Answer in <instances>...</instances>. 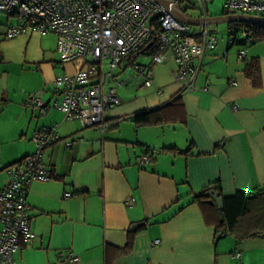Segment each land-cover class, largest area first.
<instances>
[{
    "label": "crops",
    "instance_id": "obj_1",
    "mask_svg": "<svg viewBox=\"0 0 264 264\" xmlns=\"http://www.w3.org/2000/svg\"><path fill=\"white\" fill-rule=\"evenodd\" d=\"M8 22L0 14V189L8 168L34 152L35 133L56 127L61 138L43 153L50 179L30 185L34 239L21 242L15 264H70L64 261L69 252L79 256L77 264H264V235L215 243L213 223L190 203L217 182L223 197L264 192V42L247 45L244 60L233 51L238 47H215L198 76L200 90L181 95L179 122L170 124L136 126L132 117L179 93L174 65L155 66L151 88L132 71H117L123 84L110 86L124 89L126 98L109 111L102 136L97 128L64 121L51 107L54 78L74 73L78 63H60L54 35L5 39ZM35 91L42 92L44 109L29 106L27 96ZM73 138L82 141L66 148ZM145 149L155 157L138 165ZM131 198L134 205L127 206ZM155 240L159 244L151 246Z\"/></svg>",
    "mask_w": 264,
    "mask_h": 264
},
{
    "label": "built area",
    "instance_id": "obj_2",
    "mask_svg": "<svg viewBox=\"0 0 264 264\" xmlns=\"http://www.w3.org/2000/svg\"><path fill=\"white\" fill-rule=\"evenodd\" d=\"M169 1L178 6L183 2ZM197 1L199 17L206 18V1ZM221 1L225 15L264 17V0ZM0 14L9 19L5 39L26 32L54 35L60 63H78L74 73L54 78L51 107L63 114L64 121H77L83 130L97 128L102 136L108 129L105 119L109 111L121 104L110 86L112 82L123 84L117 81V71H132L143 79V87L151 88L155 85L153 68L173 64L179 92L199 91L197 79L204 59L217 42L211 25L179 22L156 0H0ZM246 35L242 33V37ZM251 42L249 39L247 45ZM247 45L237 50L238 59L246 58ZM141 57L147 62L140 63ZM27 102L36 109L47 105L41 91L28 94ZM60 139L56 127L35 133L34 152L7 170L8 181L0 189V264H15L13 254L21 242L33 243L27 194L32 183L50 179L43 153ZM81 141L73 138L65 141V146L70 149ZM155 154L143 150L138 165L149 163ZM63 197L67 199L70 194ZM126 204L133 206L134 199ZM157 244L159 240L151 246ZM79 260L78 255L69 252L64 261L77 264Z\"/></svg>",
    "mask_w": 264,
    "mask_h": 264
},
{
    "label": "trees",
    "instance_id": "obj_3",
    "mask_svg": "<svg viewBox=\"0 0 264 264\" xmlns=\"http://www.w3.org/2000/svg\"><path fill=\"white\" fill-rule=\"evenodd\" d=\"M225 15V13L221 14ZM229 45L242 47L251 44L264 42V25L232 23L228 24ZM247 35L242 37V33ZM253 67V64H251ZM250 68V65H248ZM182 93L176 96L169 103L158 109L135 114L132 121L136 126H153L179 122V112L182 108ZM181 122V121H180ZM183 122V121H182ZM178 154L188 155L189 150L180 152L177 149H164ZM212 193H218L223 198V208L220 210L212 197ZM191 204H196L203 212L206 220H210L217 233L224 236H232L237 240L264 235V192L249 195L246 192L237 191L232 197H223L220 184L217 182L201 189L193 194ZM132 239L129 237L125 254L132 248Z\"/></svg>",
    "mask_w": 264,
    "mask_h": 264
},
{
    "label": "water",
    "instance_id": "obj_4",
    "mask_svg": "<svg viewBox=\"0 0 264 264\" xmlns=\"http://www.w3.org/2000/svg\"><path fill=\"white\" fill-rule=\"evenodd\" d=\"M165 10H167L176 20L179 22L191 25L199 26L202 24L206 25H218V24H232V23H246V24H257L264 25V17H256L251 15H219L215 17L206 18H193L183 12L177 4L172 3L169 0H156ZM212 197L217 204L218 209L223 208V198L218 196V193H212ZM137 226H133L132 229H136ZM224 237L223 234L219 233L216 235L215 243Z\"/></svg>",
    "mask_w": 264,
    "mask_h": 264
},
{
    "label": "rangeland",
    "instance_id": "obj_5",
    "mask_svg": "<svg viewBox=\"0 0 264 264\" xmlns=\"http://www.w3.org/2000/svg\"><path fill=\"white\" fill-rule=\"evenodd\" d=\"M206 1V9H207V14L209 17H215V16H219L221 14L224 13V9L222 6V1L221 0H205ZM181 10L187 13V15L191 16V17H196L199 15V11L198 9L200 8L198 1L197 0H183L182 4H181ZM214 31V36L217 37V46H216V51L221 50L222 48H224L225 46H227V44L230 43V38L228 36V26L227 24H218V25H214L213 26ZM252 47L250 44L248 45V48ZM233 51L237 52L236 49H233ZM139 62L144 64L147 62V60L144 57H141L139 59ZM170 69V68H168ZM166 69V70H168ZM163 72V69H161ZM118 73V72H116ZM163 75V73H161ZM127 73L123 74L122 76H118L120 78L126 77ZM119 78V79H120ZM115 86V84H113ZM113 87V86H112ZM114 89L116 90V92H118V95L120 96V98L124 101L126 96L124 94V89L123 90H119L116 89L114 87ZM128 125L129 124H125ZM112 132L117 133V129L113 130ZM229 239V238H228Z\"/></svg>",
    "mask_w": 264,
    "mask_h": 264
}]
</instances>
